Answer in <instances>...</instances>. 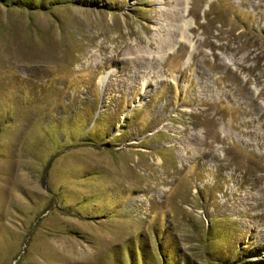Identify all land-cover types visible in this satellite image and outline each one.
Here are the masks:
<instances>
[{
	"label": "rangeland",
	"instance_id": "374dc122",
	"mask_svg": "<svg viewBox=\"0 0 264 264\" xmlns=\"http://www.w3.org/2000/svg\"><path fill=\"white\" fill-rule=\"evenodd\" d=\"M0 264H264V0H0Z\"/></svg>",
	"mask_w": 264,
	"mask_h": 264
},
{
	"label": "bare ground",
	"instance_id": "6f19581e",
	"mask_svg": "<svg viewBox=\"0 0 264 264\" xmlns=\"http://www.w3.org/2000/svg\"><path fill=\"white\" fill-rule=\"evenodd\" d=\"M180 34H182L183 35V32H181ZM183 37V36H182ZM163 45H164V43H163Z\"/></svg>",
	"mask_w": 264,
	"mask_h": 264
}]
</instances>
